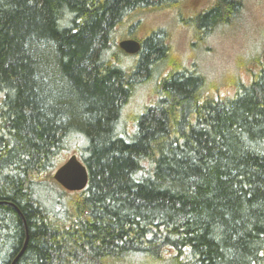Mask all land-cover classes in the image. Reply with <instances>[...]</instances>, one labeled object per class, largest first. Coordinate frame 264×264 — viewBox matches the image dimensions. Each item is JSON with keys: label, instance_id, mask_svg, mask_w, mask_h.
Returning a JSON list of instances; mask_svg holds the SVG:
<instances>
[{"label": "trees", "instance_id": "16d2710c", "mask_svg": "<svg viewBox=\"0 0 264 264\" xmlns=\"http://www.w3.org/2000/svg\"><path fill=\"white\" fill-rule=\"evenodd\" d=\"M182 1L0 0V264L25 242L14 264H264L262 58L218 99L192 65L160 76L164 29L135 55L117 44L135 13ZM243 4L209 0L192 32ZM141 88L152 103L125 127ZM71 155L81 192L52 177Z\"/></svg>", "mask_w": 264, "mask_h": 264}, {"label": "rangeland", "instance_id": "374dc122", "mask_svg": "<svg viewBox=\"0 0 264 264\" xmlns=\"http://www.w3.org/2000/svg\"><path fill=\"white\" fill-rule=\"evenodd\" d=\"M208 4L209 0H183L176 7L137 12L130 17L124 28H117V37L126 36L121 41H142L153 30L164 29L170 53L166 57L167 67L160 72V76H165L172 69L176 71L178 66L192 65L206 78L211 88L217 87L218 94L213 98L223 99L232 95L237 80H248L249 70L257 63L256 56L264 61V0H244L236 21L212 31L208 38L201 40L192 32L189 17ZM122 58L125 63L132 62L131 57ZM212 92L208 91L207 96L213 95ZM151 103L150 91L141 88L123 110L127 115L125 127L133 124V114L141 112ZM60 193L62 191L57 184H53L48 191L50 198Z\"/></svg>", "mask_w": 264, "mask_h": 264}, {"label": "water", "instance_id": "95a60500", "mask_svg": "<svg viewBox=\"0 0 264 264\" xmlns=\"http://www.w3.org/2000/svg\"><path fill=\"white\" fill-rule=\"evenodd\" d=\"M118 47L128 55H135L140 50L139 42L135 40H123ZM53 180L66 192L76 193L83 191L88 184V174L76 155H71L53 173ZM26 244V242H25ZM25 244L23 248L25 247ZM22 250L16 256L12 264L19 258Z\"/></svg>", "mask_w": 264, "mask_h": 264}, {"label": "bare ground", "instance_id": "6f19581e", "mask_svg": "<svg viewBox=\"0 0 264 264\" xmlns=\"http://www.w3.org/2000/svg\"><path fill=\"white\" fill-rule=\"evenodd\" d=\"M123 65H124V64H123ZM156 79H157V78H156ZM141 87H142V86H141ZM137 90H138V89H137ZM150 92H151V91H150ZM134 93H135V92H134ZM151 93H152V92H151ZM151 93H150V94H151Z\"/></svg>", "mask_w": 264, "mask_h": 264}]
</instances>
